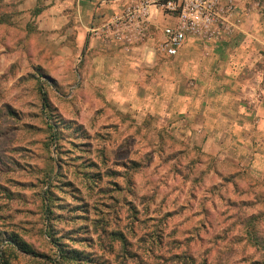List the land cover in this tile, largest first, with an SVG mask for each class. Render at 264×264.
Masks as SVG:
<instances>
[{"label": "rangeland", "instance_id": "1", "mask_svg": "<svg viewBox=\"0 0 264 264\" xmlns=\"http://www.w3.org/2000/svg\"><path fill=\"white\" fill-rule=\"evenodd\" d=\"M50 2L0 0V264H122L112 231L142 258L124 264L187 249L198 264L263 262L264 175L243 132L223 128L258 117L229 112L219 129L207 115L204 126L178 104L194 81L176 86L169 69L162 90L161 74L129 59L114 72L97 63L99 39L82 60L69 2L55 15ZM235 2L264 14L261 1ZM154 231L163 241L150 262Z\"/></svg>", "mask_w": 264, "mask_h": 264}, {"label": "crops", "instance_id": "2", "mask_svg": "<svg viewBox=\"0 0 264 264\" xmlns=\"http://www.w3.org/2000/svg\"><path fill=\"white\" fill-rule=\"evenodd\" d=\"M236 1L244 3L256 0ZM258 1H261L264 7V0ZM68 2L69 29L73 26L76 36L74 44L84 52L82 60L89 56L94 44L93 39L95 41L99 39L103 45L101 46L103 53L100 57L102 59L97 63L112 64L115 67L114 72L117 65H122L126 59H129L130 64H146L144 67L162 75V90H168L170 86L168 72L172 69L176 77L178 76L176 86L183 79L195 82H192L193 88L187 89L190 91L189 94L178 95V104L185 106L184 115L193 113L197 116L194 119L201 121L204 126L207 125V115L217 118L215 121L219 129L223 127L222 123L225 120L223 118H228L229 112L234 115V112L242 111L257 116V126L252 127L247 123L241 126L226 123L229 126L223 128L233 131V127L235 136L238 130L240 135L243 132L245 142L249 143L245 145L247 150L245 154L249 156L250 164L256 163L251 167V171L253 175H264V170L263 173L258 171L264 169V98L254 100L261 91H264V74L260 69L264 63V55H261L264 51L262 10L257 12L239 10L243 18L242 27L230 40L226 38L208 47L188 37L178 55L170 57L160 51V45L164 40V30L178 23L174 16L160 10L152 11L150 21L145 24L144 36L139 32L140 24L134 22L132 27L137 28L132 36L134 41L127 43L128 35H123L124 27L121 28L116 22V17L131 8L134 0H65L63 3L55 0V3L48 4L47 10L55 15L59 9L67 10ZM90 30L98 35L96 39ZM205 49L209 50L207 51L209 53H204ZM123 53L126 55L123 56ZM170 58H176L173 66H170L171 63L168 61ZM245 98L248 99L247 103L241 101ZM250 98L255 110L249 107ZM223 115L225 117H222ZM233 118L235 119L236 115L231 119ZM230 137L235 139L232 135Z\"/></svg>", "mask_w": 264, "mask_h": 264}, {"label": "built area", "instance_id": "3", "mask_svg": "<svg viewBox=\"0 0 264 264\" xmlns=\"http://www.w3.org/2000/svg\"><path fill=\"white\" fill-rule=\"evenodd\" d=\"M155 10L178 20L176 26L164 30L160 45V51L170 57L178 55L188 37L209 47L214 42L232 37L242 23L235 0H134L131 8L116 17V22L124 27L123 35H128L127 43L134 41L132 36L137 30L132 24L138 22L139 32L144 36L146 23Z\"/></svg>", "mask_w": 264, "mask_h": 264}, {"label": "trees", "instance_id": "4", "mask_svg": "<svg viewBox=\"0 0 264 264\" xmlns=\"http://www.w3.org/2000/svg\"><path fill=\"white\" fill-rule=\"evenodd\" d=\"M42 12V9L37 7L34 10V13L36 16L40 15ZM151 245H150V249L148 250L149 252V256H147V259L150 262H153L156 258V256H153L154 253V248L158 245L162 244V238L161 236H159L157 234V231H154L153 233H151ZM109 236L111 237L112 242L118 241L121 244V248L120 251L117 253L118 258H120L122 260V264H124L125 260H129L132 258H137L138 261L140 263H142V258L140 255L138 254H133L132 250L129 248L131 247L132 243H130V241L126 238L125 234L122 233L121 231H112L109 233ZM162 240V241H161ZM114 249V246L111 245V250ZM116 254V252H115ZM72 257V256H69ZM75 258H79V256H76ZM93 258H91V256H88V260H92ZM159 259L164 263V264H198L197 258L195 256H192L189 252V250H185L181 253L178 254H171L170 257L166 258V257H161L159 256ZM79 260V259H78ZM222 264L221 262H218V264ZM105 264H114L113 261L111 260H107L105 262ZM199 264H211L209 258H204L202 260L201 263ZM252 264H264L263 262H253Z\"/></svg>", "mask_w": 264, "mask_h": 264}]
</instances>
